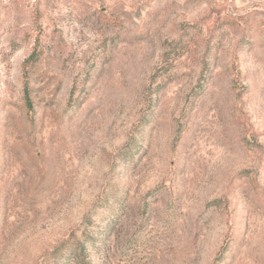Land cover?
Wrapping results in <instances>:
<instances>
[{"label": "rangeland", "instance_id": "1", "mask_svg": "<svg viewBox=\"0 0 264 264\" xmlns=\"http://www.w3.org/2000/svg\"><path fill=\"white\" fill-rule=\"evenodd\" d=\"M0 264H264V0H0Z\"/></svg>", "mask_w": 264, "mask_h": 264}, {"label": "trees", "instance_id": "2", "mask_svg": "<svg viewBox=\"0 0 264 264\" xmlns=\"http://www.w3.org/2000/svg\"><path fill=\"white\" fill-rule=\"evenodd\" d=\"M24 92H25V96H27V91H26V88H25V91H24Z\"/></svg>", "mask_w": 264, "mask_h": 264}]
</instances>
